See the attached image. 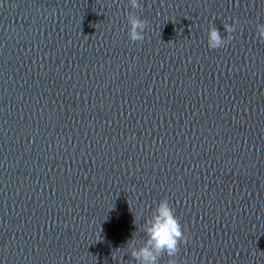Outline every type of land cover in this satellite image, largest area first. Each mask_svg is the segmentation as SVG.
I'll list each match as a JSON object with an SVG mask.
<instances>
[{"label": "water", "instance_id": "obj_1", "mask_svg": "<svg viewBox=\"0 0 264 264\" xmlns=\"http://www.w3.org/2000/svg\"><path fill=\"white\" fill-rule=\"evenodd\" d=\"M139 3L0 0V264H117L164 198L177 264H264V0Z\"/></svg>", "mask_w": 264, "mask_h": 264}, {"label": "clouds", "instance_id": "obj_2", "mask_svg": "<svg viewBox=\"0 0 264 264\" xmlns=\"http://www.w3.org/2000/svg\"><path fill=\"white\" fill-rule=\"evenodd\" d=\"M133 9H141L139 0H129ZM128 37L132 42H142L145 39V29L148 21L141 19L134 12L127 13ZM238 21L232 24L223 23V28L228 35L223 37L219 29L211 26L207 32V43L210 49H220L228 45L234 36ZM256 35L261 43H264V24H257ZM136 223V217H135ZM138 232H143L145 238H137ZM187 241V236L182 229L179 218L167 198L161 199L152 210L151 216L144 220L131 239L126 242L119 256H112L117 264H122L123 256L128 255L135 264H159L161 257L167 256V264H177L176 257L180 247Z\"/></svg>", "mask_w": 264, "mask_h": 264}]
</instances>
